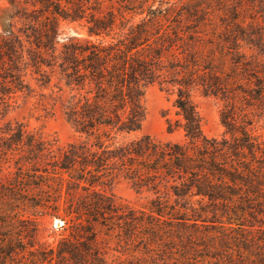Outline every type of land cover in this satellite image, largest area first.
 Listing matches in <instances>:
<instances>
[{"label":"trees","instance_id":"1","mask_svg":"<svg viewBox=\"0 0 264 264\" xmlns=\"http://www.w3.org/2000/svg\"><path fill=\"white\" fill-rule=\"evenodd\" d=\"M147 1L85 13L80 0H0V117L28 72L50 81L46 67L77 136L0 127V264H264V135L248 116L264 118V0L248 24L228 2L219 31L193 3ZM82 20L84 37L61 36ZM151 85L174 96L167 131L182 139L134 136ZM196 94L221 101L220 138L203 133ZM120 177L146 204L105 192ZM44 216L61 220L55 243L40 239Z\"/></svg>","mask_w":264,"mask_h":264},{"label":"rangeland","instance_id":"2","mask_svg":"<svg viewBox=\"0 0 264 264\" xmlns=\"http://www.w3.org/2000/svg\"><path fill=\"white\" fill-rule=\"evenodd\" d=\"M153 1L155 6L160 2L169 1L176 8L186 5V3H193L201 10L199 13L202 12L208 17L210 25L207 29L212 27L217 31L223 28V17L228 19L231 16V12L227 11L226 4L228 2H236L235 0H148L145 4H150ZM80 2L85 4V13H99L107 10L117 11V8L125 0H80ZM238 2L242 4L244 24L250 23L253 20L252 18H255V15H252L254 13L252 8L261 6V0H238ZM83 24V20L72 23L62 21L60 23L61 36L74 35L84 37L86 32ZM44 70L51 75L50 81L46 85H41L29 72L27 73L25 82L29 85V89L13 95L10 105L7 107L8 110H6L4 116L0 117V127H3L7 122L13 125L18 122L28 132L41 133L49 139L55 137L60 144H65L74 140L77 136L62 114L61 97L63 98L64 94L59 90L62 84L59 82L58 74L55 71L50 72V69L46 67H44ZM173 97V95L160 89L157 85L147 87L144 93L145 118L140 130L134 136L148 134L157 140L182 139V131L177 130L173 133L167 131V118L173 121L178 118L175 114V108L172 106ZM194 101L201 117L203 133L207 137L220 138L224 134V127L220 122L221 101L213 96L205 97L199 94L194 96ZM237 106H240V104H237ZM243 112L244 108L242 107L239 113L244 114ZM248 116L253 119L257 132L264 135V118H258L256 115L250 114ZM6 171L2 170L0 172V182L6 181L8 177ZM105 192L112 194L118 204L140 206L146 204L149 198L148 193L135 191L130 183L121 177L117 178L109 188L105 189ZM60 225L61 220L58 218L42 217L37 225L40 239L55 243L59 237L57 228ZM110 248L104 249L108 250V256L111 259L118 262L119 260L116 257L119 253ZM193 264H207V262L204 259H200L198 262L193 261Z\"/></svg>","mask_w":264,"mask_h":264}]
</instances>
